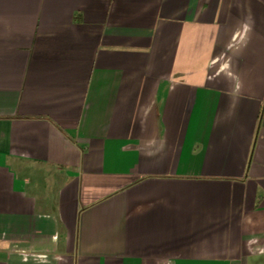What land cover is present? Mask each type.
<instances>
[{
	"label": "crops",
	"instance_id": "1",
	"mask_svg": "<svg viewBox=\"0 0 264 264\" xmlns=\"http://www.w3.org/2000/svg\"><path fill=\"white\" fill-rule=\"evenodd\" d=\"M0 264H264V0H0Z\"/></svg>",
	"mask_w": 264,
	"mask_h": 264
}]
</instances>
